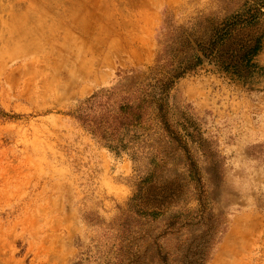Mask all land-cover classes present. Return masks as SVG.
Listing matches in <instances>:
<instances>
[{"label": "rangeland", "instance_id": "obj_1", "mask_svg": "<svg viewBox=\"0 0 264 264\" xmlns=\"http://www.w3.org/2000/svg\"><path fill=\"white\" fill-rule=\"evenodd\" d=\"M244 1L0 0V264L118 262L119 225L147 163L105 147L73 115L164 73L155 69L172 35ZM256 89L206 63L168 93L174 123L195 124L221 156L212 207L227 227L208 264H264V81Z\"/></svg>", "mask_w": 264, "mask_h": 264}, {"label": "trees", "instance_id": "obj_2", "mask_svg": "<svg viewBox=\"0 0 264 264\" xmlns=\"http://www.w3.org/2000/svg\"><path fill=\"white\" fill-rule=\"evenodd\" d=\"M263 44L264 0H245L172 35L155 69L164 73L95 95L74 113L105 147L147 163L119 225L115 264H208L227 227L224 215L212 207L221 182V156L196 135L195 124L186 119L185 125L174 123L167 97L177 81L206 63L257 90L264 81V67L257 61ZM113 97L119 100L113 103ZM190 144L198 145L199 157ZM190 198L198 202L192 212L183 209Z\"/></svg>", "mask_w": 264, "mask_h": 264}]
</instances>
